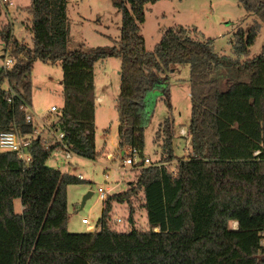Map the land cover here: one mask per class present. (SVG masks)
Returning <instances> with one entry per match:
<instances>
[{
  "label": "trees",
  "instance_id": "1",
  "mask_svg": "<svg viewBox=\"0 0 264 264\" xmlns=\"http://www.w3.org/2000/svg\"><path fill=\"white\" fill-rule=\"evenodd\" d=\"M159 1L112 0L121 13L116 45L75 51L68 49L67 0H31L32 47L2 23L0 6V40L13 59L10 70L0 68V133L30 139L27 164L0 152V264H264V45L247 58L264 26V0H236L257 19L234 33L236 59L216 54L211 39H194L180 26L165 30L146 51L140 25L145 6ZM109 58L120 60L119 148L140 152L146 95L162 88L170 107L166 74L188 66L190 151L177 161L175 175L164 165L138 170L125 192L105 199L98 231L71 234L66 190L80 180L46 162L59 148L56 134H63L71 154L97 158L93 69ZM35 62L59 64L62 72L63 106L47 129L53 141L33 137L35 126L25 121ZM173 124L165 119L156 133L161 164L175 159ZM18 199L20 213L14 210ZM113 204L126 206L130 230L109 228ZM136 205L145 213L146 231L133 227Z\"/></svg>",
  "mask_w": 264,
  "mask_h": 264
},
{
  "label": "rangeland",
  "instance_id": "2",
  "mask_svg": "<svg viewBox=\"0 0 264 264\" xmlns=\"http://www.w3.org/2000/svg\"><path fill=\"white\" fill-rule=\"evenodd\" d=\"M10 2L11 4L0 5L1 21L11 26L12 35L17 41L32 47V35L29 31L31 16L26 11L31 0ZM67 17L70 51L112 47L119 40L121 13L113 6L112 0H67ZM256 20L236 0H162L145 6V21L140 25V35L144 38L146 51L151 52L160 42L165 30L180 26L194 39H211L216 54L236 59L231 44L234 42V33L240 28L248 30ZM263 45L264 26L261 25L254 44L249 48L247 58L259 55ZM3 55L4 45L0 40V60ZM119 68L120 60L110 58L97 62L93 69L98 96L104 95L103 102L96 112L97 158L92 161L71 154V159L66 162L63 153L56 150L46 162L50 168H59L63 173L83 177L78 184L69 185L66 190L67 231L71 234L98 231L97 222L105 201L99 199L98 188L106 190L107 199L108 196L125 191L128 182L134 180L136 172L140 170V167L123 165L120 156L122 150L119 148V124L112 99L119 86ZM166 77L170 107L164 102L162 88L148 93L144 99V148L141 156L149 159L150 165L160 164L161 139L155 140V137L160 125L170 118L174 123L172 153L175 159L172 163L164 165L170 171L177 161L185 158L190 151V138L180 135V130L183 128L188 132L190 125L189 68L176 66V71L166 74ZM61 78L59 64L34 63L29 113L33 117L35 130L47 140L52 139L53 135L47 132L53 116L49 109L51 106L58 109L63 106ZM142 158H136L135 163L141 162ZM60 163L64 166L59 167ZM66 165L70 167L69 170ZM148 166L149 164L144 167ZM88 193L92 195L82 205L83 198ZM135 209L137 215L133 227L141 231L148 230L145 213L140 212L138 205ZM14 210L16 213L21 212L19 199L14 201ZM116 214L117 217L113 213L110 214L109 228L117 231L130 230L127 208L121 211L118 209ZM82 218L87 219L89 224H82ZM115 218L118 221H115ZM231 226L233 228V223ZM262 241L264 243V239Z\"/></svg>",
  "mask_w": 264,
  "mask_h": 264
},
{
  "label": "built area",
  "instance_id": "3",
  "mask_svg": "<svg viewBox=\"0 0 264 264\" xmlns=\"http://www.w3.org/2000/svg\"><path fill=\"white\" fill-rule=\"evenodd\" d=\"M7 4H11L10 0H0V5H7ZM12 65H13V59L9 56V49L7 48L6 50H4L1 68L5 70H10ZM7 91L13 96V91L11 89L7 88ZM25 110H26V116H25L26 123L28 124L33 123L34 120H33V117L29 113V108ZM56 111H58V109L55 106H52L49 109L50 113H53ZM38 135H40L38 131L34 130L32 136L36 137ZM180 135L185 138H190L189 131L186 132L185 129L183 128L180 130ZM53 137H54V143L59 144V148L57 150L60 153H63L64 160L67 162L68 160L71 159V153L67 150L66 145L62 142L63 134H56V135H53ZM263 139H264V127H263ZM29 144H30V139L28 137L26 138L21 137L17 132L8 131V132L0 133V149L3 151L15 153L17 157L24 162V164H27L30 161V156L27 152L29 148ZM121 150L122 151H121L120 156L122 158L123 165L133 166L134 168L140 167L139 169L143 168L145 165H148V164L149 166H157V167L165 165L161 163L150 165L151 164L150 160L147 158H142L141 152L137 148L125 146ZM138 157H141L142 160L141 162L135 163V160ZM60 165L64 166L63 163H60ZM66 167H68V170L70 169L69 166L66 165ZM170 171L172 175H175L177 169L174 166L171 168ZM77 178L80 181L83 180V177L81 175H79ZM98 196L100 200L104 201L106 199V190L103 188H98ZM114 220L118 221V219L116 218ZM81 222L82 224H85V225L89 224L87 219H82ZM91 230H92V227H91ZM261 244L264 245L263 241H261Z\"/></svg>",
  "mask_w": 264,
  "mask_h": 264
},
{
  "label": "crops",
  "instance_id": "4",
  "mask_svg": "<svg viewBox=\"0 0 264 264\" xmlns=\"http://www.w3.org/2000/svg\"><path fill=\"white\" fill-rule=\"evenodd\" d=\"M3 59V58H2ZM1 59V60H2ZM110 59V58H109ZM0 60V68H1V63H2V61ZM106 60H108V59H106ZM104 61V60H103ZM99 62V61H98ZM96 64V63H95ZM95 66V65H94ZM119 74V73H118ZM94 87H95V96L97 97V99H96V106H95V122H96V112H97V107H99L100 105H101V103L103 102V97H104V95L103 94H101L100 96H98V93H97V91H96V86H95V78H94ZM4 88L5 89H7L8 87H7V85H4ZM117 94H114V97L112 98L113 99V104H114V109H115V101H116V98H117V96H118V94H119V86L117 87ZM190 90V89H189ZM190 95V94H189ZM52 107V106H51ZM58 109V108H57ZM40 134V133H39ZM44 138V137H43ZM61 165L59 164V167H60ZM176 167V166H175ZM59 169V168H58ZM133 180H131V182H132ZM131 182H128V184H127V188H128V185H129V183H131ZM127 190V189H126ZM125 190V191H126ZM125 191H123V192H125ZM123 192H121V193H123ZM117 194H120V193H117ZM125 205H122V204H113V208H112V212H111V214L113 213V214H115V216L117 217V210L119 209L120 211L124 208L125 209ZM140 212L142 213V212H144L143 210H140ZM140 213V214H141ZM136 215H137V210H136V214H135V219H136ZM119 218V217H118ZM82 219H85V218H82ZM81 219V220H82ZM96 232V231H95Z\"/></svg>",
  "mask_w": 264,
  "mask_h": 264
},
{
  "label": "water",
  "instance_id": "5",
  "mask_svg": "<svg viewBox=\"0 0 264 264\" xmlns=\"http://www.w3.org/2000/svg\"><path fill=\"white\" fill-rule=\"evenodd\" d=\"M15 154V153H14ZM92 195V193H88L84 198H83V202L82 205L84 204L85 200L90 197Z\"/></svg>",
  "mask_w": 264,
  "mask_h": 264
},
{
  "label": "bare ground",
  "instance_id": "6",
  "mask_svg": "<svg viewBox=\"0 0 264 264\" xmlns=\"http://www.w3.org/2000/svg\"><path fill=\"white\" fill-rule=\"evenodd\" d=\"M236 225H237L236 223L233 224V228H234V229H236V227H237Z\"/></svg>",
  "mask_w": 264,
  "mask_h": 264
}]
</instances>
